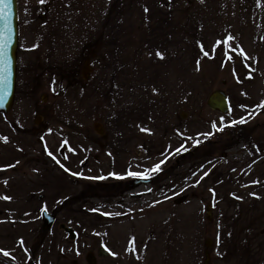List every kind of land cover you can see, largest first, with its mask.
Instances as JSON below:
<instances>
[{"label":"rangeland","instance_id":"rangeland-1","mask_svg":"<svg viewBox=\"0 0 264 264\" xmlns=\"http://www.w3.org/2000/svg\"><path fill=\"white\" fill-rule=\"evenodd\" d=\"M18 27L0 264H264V0H18Z\"/></svg>","mask_w":264,"mask_h":264},{"label":"water","instance_id":"water-1","mask_svg":"<svg viewBox=\"0 0 264 264\" xmlns=\"http://www.w3.org/2000/svg\"><path fill=\"white\" fill-rule=\"evenodd\" d=\"M5 3H9V0H4ZM0 8H3V4H0ZM18 38H19V27H18V0H10L9 7L4 9L0 13V42H8V63L7 65L0 63V78L3 76L7 77V82L0 83V113L7 114L13 105L15 89H16V77H17V48H18ZM7 69L6 72L3 69ZM208 107L213 110L220 112L222 114H227L229 112L228 98L223 91H214L208 98ZM96 131L103 136L104 130L99 124H96ZM145 181L134 182L133 187L142 184ZM186 200V196L182 197L177 203ZM44 219L47 225L50 226L54 222L53 216L50 213H43ZM207 216L211 219V207L208 208ZM61 228L69 234L70 239H76L77 235L75 231L62 225ZM210 242V240H208ZM209 247V246H208ZM104 249L99 250L101 257H104ZM211 253L209 250L205 252V264L210 263ZM88 264H96L92 255L87 257Z\"/></svg>","mask_w":264,"mask_h":264},{"label":"snow or ice","instance_id":"snow-or-ice-1","mask_svg":"<svg viewBox=\"0 0 264 264\" xmlns=\"http://www.w3.org/2000/svg\"><path fill=\"white\" fill-rule=\"evenodd\" d=\"M45 2V0H39V3L43 4ZM9 3H10V0H9ZM9 3H5L4 0H0V4H3V8H0V13L3 12L4 9L8 8L9 7ZM145 11H147V9H145ZM229 39H232L231 37H229ZM225 43H227V41H225ZM7 49H8V42L7 41H3V42H0V63H3L5 65H7L8 63V52H7ZM159 55V54H158ZM204 55H208L207 52L204 53ZM229 59H231V57H229ZM6 68L3 69L4 72H6ZM7 82V77L6 76H3L2 78H0V83H5L6 84ZM0 100H2V98H0ZM241 123H243L244 121H240ZM159 170V166H157L156 169H153V171H158ZM145 179H147V177H144ZM4 255H8L7 252L4 253Z\"/></svg>","mask_w":264,"mask_h":264},{"label":"flooded vegetation","instance_id":"flooded-vegetation-1","mask_svg":"<svg viewBox=\"0 0 264 264\" xmlns=\"http://www.w3.org/2000/svg\"><path fill=\"white\" fill-rule=\"evenodd\" d=\"M149 173H151L150 172V170L148 171ZM155 173L154 172H152V175H154ZM153 177V176H152ZM136 181H145V182H143V183H151V179H137V180H135L134 182H136ZM142 183V184H143ZM44 213V212H43ZM1 215H6V217H3L4 219H0L1 220V223H7L8 221H10V219H9V217H10V213L8 212L7 214H2V212H1V210H0V217H1ZM8 218V219H7ZM53 218H54V222H53V224H52V226L54 225V224H56L57 223V219L55 218V216H53ZM13 220V219H12ZM46 221V220H45ZM51 226V225H50ZM62 226V225H61ZM60 226V227H61ZM105 252V251H104ZM99 253V252H98ZM105 254V256L104 257H107L108 256V254L105 252L104 253ZM89 255H91V254H89ZM100 255V254H99ZM93 256V255H92ZM93 258H94V260H95V263H96V258L93 256Z\"/></svg>","mask_w":264,"mask_h":264}]
</instances>
